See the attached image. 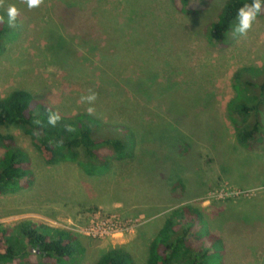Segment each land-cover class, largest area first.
<instances>
[{
    "label": "rangeland",
    "instance_id": "rangeland-1",
    "mask_svg": "<svg viewBox=\"0 0 264 264\" xmlns=\"http://www.w3.org/2000/svg\"><path fill=\"white\" fill-rule=\"evenodd\" d=\"M226 1L194 0L185 16L172 0H44L31 10L4 0L0 99L27 91L64 118L94 107L98 135L126 140L136 155L90 177L74 163L47 165L21 129L5 131L29 153L35 182L0 196V226L28 220L70 230L92 215H119L134 224L124 237L77 234L86 250L79 264L121 246L144 264L164 220L190 206L215 264H264V145L239 146L227 110L235 73L264 66V17L246 36L212 43ZM9 5L20 10L14 26ZM89 90L94 104L81 101Z\"/></svg>",
    "mask_w": 264,
    "mask_h": 264
},
{
    "label": "trees",
    "instance_id": "trees-1",
    "mask_svg": "<svg viewBox=\"0 0 264 264\" xmlns=\"http://www.w3.org/2000/svg\"><path fill=\"white\" fill-rule=\"evenodd\" d=\"M193 1L172 0L175 8L185 16L193 14L190 10ZM250 2L227 0L208 33L210 42L222 46L226 44L236 22L237 10ZM259 17H264V12ZM4 48L0 43V57ZM233 89L235 97L229 102L227 110L235 129L236 142L252 152L264 145L261 120L264 113V66L245 67L237 71ZM46 109L27 91H14L6 99H0V149L4 152L0 157V196L28 190L35 182L29 153L18 144L14 135L5 133L11 128L21 129L47 165L74 163L90 177L105 176L114 162L135 157L134 145L126 140L98 135L100 124L90 115L62 117L52 127L48 124ZM37 120L42 122L41 125L35 123ZM69 125L76 131H67ZM36 130L39 136L35 134ZM50 141L56 144L50 146ZM59 141L63 144L57 146ZM177 187H182L181 182L175 185V189ZM198 222L202 223L201 213L190 206L174 210L152 240L144 264H215L210 245L205 244L203 239L200 242V231L195 232ZM210 238L221 245V241L213 235ZM85 251L82 239L70 230L28 220L14 227L0 226V264H79ZM96 264L138 263L133 254L121 246L107 251Z\"/></svg>",
    "mask_w": 264,
    "mask_h": 264
},
{
    "label": "clouds",
    "instance_id": "clouds-1",
    "mask_svg": "<svg viewBox=\"0 0 264 264\" xmlns=\"http://www.w3.org/2000/svg\"><path fill=\"white\" fill-rule=\"evenodd\" d=\"M26 3L29 10L40 7L44 0H23ZM4 5V0H0V6ZM7 17L8 23L10 26H14L17 18L20 15V10L15 5H9L7 7ZM264 12V0H251L250 3L243 4L238 10L236 14V22L232 26V35L234 38L244 37L248 34L250 30H252L254 24L256 23L259 15ZM4 17L0 16V22H3ZM98 99V94L94 91L89 90V94L81 97V101L87 102L88 104H94ZM48 112V124L52 127H55L59 121H61L62 117L59 112L52 111L49 107L46 109ZM87 112L91 115L94 114V107H89ZM37 125H41V121H35ZM69 132H75L76 129L72 126H67L66 128ZM35 134L37 136L40 135L39 131L36 130ZM56 144L55 141H50V146ZM63 144V141H59L57 146Z\"/></svg>",
    "mask_w": 264,
    "mask_h": 264
},
{
    "label": "built area",
    "instance_id": "built-area-1",
    "mask_svg": "<svg viewBox=\"0 0 264 264\" xmlns=\"http://www.w3.org/2000/svg\"><path fill=\"white\" fill-rule=\"evenodd\" d=\"M133 227L132 220L122 219L119 215L101 216V214H96L88 219L83 228L73 227L70 231L89 239L103 241L124 237ZM60 229L68 230L65 227Z\"/></svg>",
    "mask_w": 264,
    "mask_h": 264
}]
</instances>
